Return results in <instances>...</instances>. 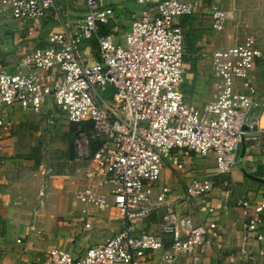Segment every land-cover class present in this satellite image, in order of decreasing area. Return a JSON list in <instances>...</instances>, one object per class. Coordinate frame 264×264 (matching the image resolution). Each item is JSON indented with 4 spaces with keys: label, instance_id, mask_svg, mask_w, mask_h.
I'll return each mask as SVG.
<instances>
[{
    "label": "built area",
    "instance_id": "built-area-1",
    "mask_svg": "<svg viewBox=\"0 0 264 264\" xmlns=\"http://www.w3.org/2000/svg\"><path fill=\"white\" fill-rule=\"evenodd\" d=\"M85 11L72 23L69 11L56 0H0V13L21 22L52 17L61 29L50 34L48 44L34 48L19 61V69L0 70V142L11 131L8 107L40 112L50 101L46 126L53 128L62 118L78 124L77 159L85 160L81 180L73 191V204L112 208L121 215L120 228L103 242L83 249L52 248L37 264H143L147 252H160L167 264L179 255L197 264L198 248L214 235L216 223L196 224L188 215H177L166 197L170 192L156 184L167 162L182 167L175 153L186 149L205 156L213 152L222 186L232 191L229 176L237 164V152L245 136L260 124L258 108L264 111V96L249 81V73L264 52V34L247 35L240 43L211 52V64L218 77L217 92L202 106L190 103L182 91L185 75L184 31L174 22L177 16L191 15L190 0H134L143 6L133 15L130 26L119 38L100 34L99 24L107 23L113 9L104 0H83ZM211 5L212 27L221 30L233 13ZM98 44V59L89 60L87 40ZM240 81L247 91L236 87ZM1 147V144H0ZM3 158L0 155V166ZM53 176L52 184L62 188L65 179ZM214 182L194 178L186 197L194 199L211 193ZM158 231L137 226V222L162 207ZM246 219L242 223V254L248 260L264 257V249L252 252L247 239L251 233L264 241L262 224L264 200L251 203L239 198ZM251 207L253 210H251ZM83 227H95L86 219ZM18 242H21L19 239Z\"/></svg>",
    "mask_w": 264,
    "mask_h": 264
},
{
    "label": "crops",
    "instance_id": "crops-1",
    "mask_svg": "<svg viewBox=\"0 0 264 264\" xmlns=\"http://www.w3.org/2000/svg\"><path fill=\"white\" fill-rule=\"evenodd\" d=\"M56 1L69 11L72 23L82 18L85 11L83 0ZM190 1L195 5L194 13L177 16L174 20L185 35V75L181 87L190 103L202 106L217 92L218 77L212 68L211 52L240 43L250 34L261 37L264 34V0H222L221 7L231 11L233 17L226 19L221 30L212 27L210 11L213 0ZM104 4L113 9V14L107 23L99 24V33H113L118 38L128 30L133 15L140 14L143 9L134 0H104ZM32 23L0 13V70L6 68L16 72L24 55L36 47L47 45L50 34L61 29L60 23L50 16L36 20L38 27L35 30ZM84 50L89 60L98 59L95 39L87 40ZM249 81L258 94L264 96V52L250 71ZM236 87L247 91L240 81L236 82ZM51 105L49 101L39 113L24 110L19 105L7 108L6 117L12 126L0 142L3 158L0 166V264H37L52 248L83 249L103 242L121 226L109 218L113 210L110 207H89L87 209L93 215L88 216L82 212L84 205L73 204V191L81 180L82 172H66L60 176L70 180H65V191L70 194L67 202L62 200V195L61 200L58 199L60 190L42 195L47 179L43 175L46 170L43 158L45 142L40 134L46 126L42 115L47 117ZM256 113L260 116L259 127L241 142L237 164L229 174L235 183L232 191L228 192L222 186L223 176L216 173L213 152L200 156L186 149L175 151L182 167L167 162L156 184V192L163 186L169 187L166 204L177 215H188L196 224L216 223L215 234H211L197 250V264H264V257L248 260L247 254L241 252L244 241L242 223L246 217L237 205L239 198L253 204L264 200V182L258 179L264 178V111L258 108ZM36 147H39L38 154L33 150ZM194 178L212 180L214 187L211 193L206 197L188 199L186 188ZM164 209L165 204L156 208L138 221L137 226L158 231ZM89 218L95 219V227L85 229L84 221ZM262 220L258 232H264V211ZM254 234L251 233L247 241L250 250L257 252L264 249V241L256 240ZM143 264L167 263L162 260L160 252H147ZM175 264H192V261L181 254Z\"/></svg>",
    "mask_w": 264,
    "mask_h": 264
},
{
    "label": "rangeland",
    "instance_id": "rangeland-1",
    "mask_svg": "<svg viewBox=\"0 0 264 264\" xmlns=\"http://www.w3.org/2000/svg\"><path fill=\"white\" fill-rule=\"evenodd\" d=\"M42 116V120L46 119V114ZM80 129L81 128H79L78 124L70 123L62 118H58V122L53 128L44 126L40 136L41 140H44L45 142V153L43 158L45 161L44 165L46 170L44 171L43 175L47 180L45 182L46 185L44 186V193L42 195L50 192L54 193L60 190V192L57 193L58 199L60 198L61 200L62 195V200L67 202V198L70 197V194L66 193L65 191L67 189L66 182L62 188L54 187L51 185V182L53 180V176L56 175H62L66 172L71 174L74 172H83L85 160H82L81 158L77 159L78 155L75 142L76 138L79 137V133L81 132ZM65 180L68 182L70 181L67 179ZM64 197H66V199H64ZM71 205L73 206L72 201ZM109 218L112 219V221H116V223H122L121 215L115 210H112V213L110 212ZM89 219L92 220L91 218ZM92 231H95V229Z\"/></svg>",
    "mask_w": 264,
    "mask_h": 264
},
{
    "label": "trees",
    "instance_id": "trees-1",
    "mask_svg": "<svg viewBox=\"0 0 264 264\" xmlns=\"http://www.w3.org/2000/svg\"><path fill=\"white\" fill-rule=\"evenodd\" d=\"M33 150L36 152V154L39 153V147H36V148H34ZM37 163H38V164L40 163V159L37 160Z\"/></svg>",
    "mask_w": 264,
    "mask_h": 264
},
{
    "label": "water",
    "instance_id": "water-1",
    "mask_svg": "<svg viewBox=\"0 0 264 264\" xmlns=\"http://www.w3.org/2000/svg\"><path fill=\"white\" fill-rule=\"evenodd\" d=\"M258 179L264 182V178H258Z\"/></svg>",
    "mask_w": 264,
    "mask_h": 264
}]
</instances>
